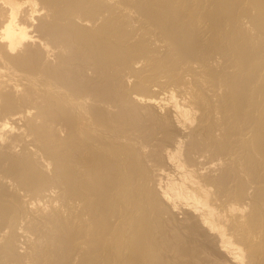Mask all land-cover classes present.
I'll use <instances>...</instances> for the list:
<instances>
[{
  "label": "bare ground",
  "instance_id": "obj_1",
  "mask_svg": "<svg viewBox=\"0 0 264 264\" xmlns=\"http://www.w3.org/2000/svg\"><path fill=\"white\" fill-rule=\"evenodd\" d=\"M0 264H264V0H0Z\"/></svg>",
  "mask_w": 264,
  "mask_h": 264
}]
</instances>
